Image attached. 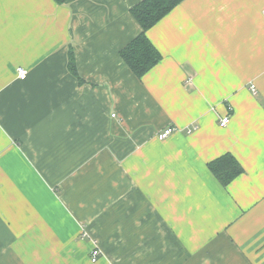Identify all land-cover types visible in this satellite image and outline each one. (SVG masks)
Segmentation results:
<instances>
[{"label": "crops", "instance_id": "0c3cea01", "mask_svg": "<svg viewBox=\"0 0 264 264\" xmlns=\"http://www.w3.org/2000/svg\"><path fill=\"white\" fill-rule=\"evenodd\" d=\"M141 1L0 0V264H264V0H184L139 79Z\"/></svg>", "mask_w": 264, "mask_h": 264}, {"label": "trees", "instance_id": "16d2710c", "mask_svg": "<svg viewBox=\"0 0 264 264\" xmlns=\"http://www.w3.org/2000/svg\"><path fill=\"white\" fill-rule=\"evenodd\" d=\"M58 4H66L69 0H55ZM184 0H143L133 7L132 16L139 23L142 31L130 43L123 47L120 56L132 73L139 79L146 75L162 59L147 36V31L154 27L178 4ZM69 65L74 67L72 52L69 54ZM73 73L76 74L75 68ZM212 174L224 186H228L235 178L244 173L243 168L232 155H224L208 164Z\"/></svg>", "mask_w": 264, "mask_h": 264}, {"label": "built area", "instance_id": "2783aa9c", "mask_svg": "<svg viewBox=\"0 0 264 264\" xmlns=\"http://www.w3.org/2000/svg\"><path fill=\"white\" fill-rule=\"evenodd\" d=\"M18 75H19L20 79H25L27 77V71L24 70L23 68H19L18 69ZM251 89H252V92L254 94L257 93V90H256L254 85H252ZM229 122H230L229 116L222 117L220 119V127H222V128L227 127ZM175 131H176V128L169 127L164 132L159 134L158 138L160 140H164V139L168 138ZM102 255H103L102 249L100 248L99 244H97L95 241L93 248L91 250V253H90L91 262L96 264Z\"/></svg>", "mask_w": 264, "mask_h": 264}]
</instances>
